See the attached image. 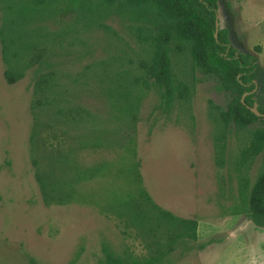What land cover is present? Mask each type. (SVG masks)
<instances>
[{
    "label": "rangeland",
    "instance_id": "374dc122",
    "mask_svg": "<svg viewBox=\"0 0 264 264\" xmlns=\"http://www.w3.org/2000/svg\"><path fill=\"white\" fill-rule=\"evenodd\" d=\"M49 4L0 0V264H102L104 250L146 256L145 241L109 209L138 197L140 189L176 220L197 222L196 238L176 243L162 264H264V228L243 212L244 184H253L264 149L236 166L240 150L264 123L230 126L218 161L214 117L229 98L175 50L172 71L189 88L187 98L175 95L166 109L154 88L145 90L131 120L129 101H106L98 92L104 68L110 75L121 58L125 67L146 58L147 44L128 29L140 23L117 14L100 22V12L93 11L82 16L93 0ZM217 15L230 44L256 56L264 85V0H219ZM7 39L18 40L20 56L31 62L14 84L4 77L2 50L17 49ZM53 72L79 99L69 96L49 107L37 101L43 96L40 76ZM78 107L85 111L76 113ZM93 140L100 146L90 147ZM58 151L63 158L56 163ZM48 158L56 180L66 190L74 187L75 199L43 202L36 174L47 171Z\"/></svg>",
    "mask_w": 264,
    "mask_h": 264
},
{
    "label": "trees",
    "instance_id": "16d2710c",
    "mask_svg": "<svg viewBox=\"0 0 264 264\" xmlns=\"http://www.w3.org/2000/svg\"><path fill=\"white\" fill-rule=\"evenodd\" d=\"M31 1L34 5L46 3L44 7H48L50 1L59 0ZM90 7L82 16L91 17L89 11H93L100 12V22L110 15L117 14L124 16L130 23H140V25L128 26V29L135 32L139 42L147 44L144 49L146 58L140 59L137 67H125L123 64L125 58H121L123 62L120 61L118 68L116 63L113 64V73L108 71L110 75L104 68V76L100 78V82L104 85L100 86L102 88L99 89L100 93L98 92L99 95L105 96L106 101H129L126 112L131 120L135 119L138 103L145 95V90L154 88L166 109H169L175 101V95L180 101L187 98L189 88L178 81L172 71L170 56L175 50L183 56H188L192 69H197L204 76L213 79L216 91L223 92L229 98L226 109L219 111L214 117L219 129L214 138L216 142L221 143L217 144L220 155L218 161L223 154V139L230 126L244 130L254 123H264L263 117H257L250 111L256 103L258 112L264 114V85L259 81L262 69L256 56L236 50L230 44L225 28H219L217 38H214L219 0H93V5ZM65 10L67 9L62 12ZM57 12H59L58 8L51 15H56ZM99 27L108 31V27L102 23ZM8 41L10 46L14 45L17 49L7 50L4 47L2 50L7 63L4 77L8 84H14L30 67L31 62L23 60L20 56L22 52L19 50L18 40ZM256 50L259 51L260 48L256 47ZM129 62L130 65L134 63ZM99 65L103 70L105 63ZM91 68L92 66L89 65L84 71H89ZM134 71L138 74L134 75ZM85 75L82 73L80 76ZM94 77L99 79L98 74ZM59 81L60 76L56 72L40 76L37 87H41L38 88V92L43 96L37 101H44L41 103L42 106L49 107L55 101H61L69 96L79 99L78 92L70 90ZM76 81L77 79H74V82ZM84 85L86 86L84 90L88 91L89 85L87 83ZM68 92L71 94H67ZM245 93L248 95L242 102L241 97ZM57 110V114L63 112V109ZM81 111L85 110H81L80 107L75 110L76 113ZM88 145L100 146L94 140ZM263 149L264 130L257 129L247 145L240 150L236 166L240 168L247 164ZM58 152L56 163L63 158L60 151ZM53 167L55 166L48 158L47 171L36 174L42 199L46 205L65 204L75 199L76 192L72 185L66 190L63 181L61 183L56 180L58 177ZM90 175L92 176V173ZM137 179L139 180L138 175H136ZM73 181L75 182V177ZM246 183L245 181L243 212L256 227L264 228V164L249 189ZM109 209L115 212L125 229L136 230V236L145 241L147 255L137 257L125 252L122 256H113L104 250L102 264H162L164 258L173 251L176 243L184 239L196 238L195 220H176L169 212L160 210L143 189H140L138 197L130 195L120 205H111Z\"/></svg>",
    "mask_w": 264,
    "mask_h": 264
},
{
    "label": "water",
    "instance_id": "95a60500",
    "mask_svg": "<svg viewBox=\"0 0 264 264\" xmlns=\"http://www.w3.org/2000/svg\"><path fill=\"white\" fill-rule=\"evenodd\" d=\"M219 31V19H218V15L216 16V21H215V32H214V38H217V34ZM248 95V93H245L242 95L241 97V101L243 102L244 98ZM250 111L257 117H263L264 118V114H261L258 112L257 110V104L254 103L253 107L250 108Z\"/></svg>",
    "mask_w": 264,
    "mask_h": 264
}]
</instances>
